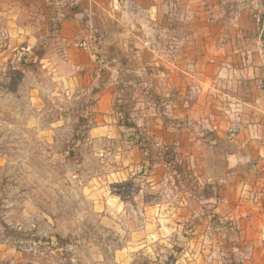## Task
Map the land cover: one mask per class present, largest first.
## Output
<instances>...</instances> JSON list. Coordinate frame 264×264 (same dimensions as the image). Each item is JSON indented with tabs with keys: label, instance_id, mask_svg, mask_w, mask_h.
I'll return each instance as SVG.
<instances>
[{
	"label": "crops",
	"instance_id": "0c3cea01",
	"mask_svg": "<svg viewBox=\"0 0 264 264\" xmlns=\"http://www.w3.org/2000/svg\"><path fill=\"white\" fill-rule=\"evenodd\" d=\"M198 1L0 0V57L33 49L59 8L69 16L59 25L65 61L91 69L97 91L81 145L87 195L98 228L121 246V264H264V41L250 25H217L215 5L207 23L187 30L188 42H158L184 35L166 26L170 7ZM84 14L112 28V40L99 31L96 53L73 46L97 32ZM110 47L117 55L104 62ZM123 84L132 86L130 103ZM115 105L150 151L120 124ZM163 148L175 154L169 163Z\"/></svg>",
	"mask_w": 264,
	"mask_h": 264
},
{
	"label": "rangeland",
	"instance_id": "374dc122",
	"mask_svg": "<svg viewBox=\"0 0 264 264\" xmlns=\"http://www.w3.org/2000/svg\"><path fill=\"white\" fill-rule=\"evenodd\" d=\"M216 1L170 7L166 26L183 30L184 35L166 39L157 35V41L188 42L187 30L207 23L212 15L205 14L206 8L215 5L217 25L224 21L250 25L264 41V0ZM62 9L50 18L34 47L41 59L32 49L20 48L0 57V264L123 263L115 257L120 244L98 228L101 220L92 213L87 195L91 174L86 169L89 162L83 161L87 156L80 131L96 89L87 82L91 69L78 70L65 61L59 25L69 16ZM83 21L98 33L83 34L73 46L79 48L80 42L91 39L101 48L105 35L100 30H108L106 37L112 40V28L104 20L84 14ZM112 49L102 57L104 62L117 55ZM104 70L107 75L108 68ZM92 74L102 76L97 70ZM120 87L123 98L132 102V86ZM91 166L95 168L94 163Z\"/></svg>",
	"mask_w": 264,
	"mask_h": 264
},
{
	"label": "trees",
	"instance_id": "16d2710c",
	"mask_svg": "<svg viewBox=\"0 0 264 264\" xmlns=\"http://www.w3.org/2000/svg\"><path fill=\"white\" fill-rule=\"evenodd\" d=\"M262 24L264 25V16L262 18ZM262 41H263V39H262ZM32 51H33L34 55L37 56L38 60L41 59V57H40V55H39V53L37 51V47L33 48ZM96 55L98 56V58H100L98 54H96ZM96 92L97 91H95L94 93H96ZM114 110H115V112L118 115L120 114L119 122H120V124L122 126H124L127 129L131 130L133 132V134H137V135L140 134L138 132V130L136 129V127L130 122L128 114L123 112V109H122L121 106L115 105L114 106ZM82 138H83V131H80V139H82ZM136 143L139 145V148L142 149L143 151H145V150L150 151V149H151V145L152 144L145 137H142V136L139 135V139L137 140ZM160 151H161L160 153L163 155L162 157L163 158H167L166 161L168 163L170 162V160L168 158H171V159L175 158V154H174V152H173V150L171 148H163ZM174 168L178 169L175 165H174ZM173 263H174L173 260L171 258H169L163 264H173Z\"/></svg>",
	"mask_w": 264,
	"mask_h": 264
},
{
	"label": "built area",
	"instance_id": "2783aa9c",
	"mask_svg": "<svg viewBox=\"0 0 264 264\" xmlns=\"http://www.w3.org/2000/svg\"><path fill=\"white\" fill-rule=\"evenodd\" d=\"M79 48L82 50H85L89 53H96V47L93 43V41L91 39H85L83 40L80 44H79ZM98 65L101 66L102 65V60H98ZM261 89L264 92V80L261 84Z\"/></svg>",
	"mask_w": 264,
	"mask_h": 264
}]
</instances>
